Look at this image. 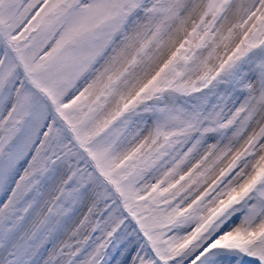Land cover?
Here are the masks:
<instances>
[{"label":"snow or ice","instance_id":"6c2138e0","mask_svg":"<svg viewBox=\"0 0 264 264\" xmlns=\"http://www.w3.org/2000/svg\"><path fill=\"white\" fill-rule=\"evenodd\" d=\"M0 264H264V0H0Z\"/></svg>","mask_w":264,"mask_h":264}]
</instances>
